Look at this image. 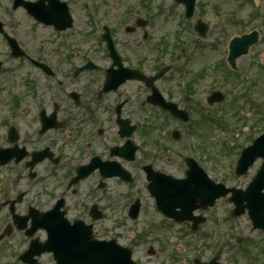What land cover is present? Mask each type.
Returning <instances> with one entry per match:
<instances>
[{
  "label": "flooded vegetation",
  "instance_id": "obj_1",
  "mask_svg": "<svg viewBox=\"0 0 264 264\" xmlns=\"http://www.w3.org/2000/svg\"><path fill=\"white\" fill-rule=\"evenodd\" d=\"M155 1L44 0L47 23L36 17L39 11L34 7L0 5V264H27L24 252L33 239L29 234L35 231L34 237L44 238L45 231L39 228L43 216L63 211L71 218V210L84 211L81 202H68L67 195L77 189L68 183L77 167L96 156L143 171L145 190L146 164L163 173L171 174L166 168L174 165L178 173L184 172L187 157L173 156L170 148L160 150L156 133L166 117L149 100L152 86L127 80L115 91H104L106 70L113 62L102 38L107 31L128 69L142 70L148 78L169 65L165 39L154 38L162 27ZM9 38L16 39L23 55L12 50ZM89 62L91 68L77 72ZM201 71L211 73L219 86L232 79L227 68L216 65ZM178 74L186 77L181 96L176 97L170 77H162L155 86L165 100L181 105L196 96L193 85L198 79L183 68ZM118 106L123 117L137 126L132 135L137 148L133 161L114 155L113 147L127 141L119 133ZM93 175H100L99 170ZM242 241L243 264L245 259V264H264V246L248 237ZM35 258L36 264L42 262V256Z\"/></svg>",
  "mask_w": 264,
  "mask_h": 264
},
{
  "label": "rangeland",
  "instance_id": "obj_2",
  "mask_svg": "<svg viewBox=\"0 0 264 264\" xmlns=\"http://www.w3.org/2000/svg\"><path fill=\"white\" fill-rule=\"evenodd\" d=\"M166 1V0H165ZM210 3V12L208 16L206 17V21L210 23L209 31L206 36L207 40L206 43H214L216 42L218 44L217 48H211L206 47L204 49V54L212 56L214 59L218 60L223 55V52L226 51V43L225 41L228 39L229 36H234L236 34H240L242 30H240L242 27L237 26V24H229L228 21H225L223 25H219L216 21L217 11L215 10V5L219 6L220 10L224 9H233L239 10L236 11L239 16L242 18H246L250 11V4H246L247 6H243L242 3H240L239 0H201ZM240 7V8H239ZM244 8V9H243ZM262 10H264V4L262 3L261 6ZM245 20V19H244ZM176 23V22H173ZM177 24V23H176ZM193 22H191V25L188 27L184 26L185 30L183 31L184 36L188 40H193L194 38H197V33L195 32L193 28ZM258 24H262L264 31V19L257 22ZM181 28V27H180ZM249 28V27H248ZM174 30L178 31V27H174ZM187 29V30H186ZM205 38V39H206ZM211 40V42H210ZM200 44H203V41L200 40ZM172 39L169 40V47L172 46ZM191 47L196 48L198 45L194 44L193 41L190 43ZM204 46V45H203ZM201 45V50L203 48ZM264 49V41L260 43L258 46L254 47L248 56H245L240 64L242 68L244 67V70L251 71L255 78L258 81V85H252L250 89V97L255 99V102L253 103V106H248L246 103L247 98L239 100L237 102L239 104V108L235 109L234 106H232V103L234 101L229 98L228 102L227 100L223 102V104L212 106L210 107V111H212L216 117L220 119L221 122L227 123V129H219L216 125H213L211 123L212 127L214 128H208L207 130L199 127L196 124V128L200 132L201 139L199 136V145L200 148H202V153L206 152L205 156L207 159V162L205 165L208 167H212V170L216 173L215 175L217 177H223L228 178V181H230V169L231 165L233 163V160L237 158V148L236 146H242L246 145L256 134H259L262 130V127L264 125L263 120V114L264 111L261 113L260 106L262 103H264V80L259 82L260 78V72H261V66H260V59H261V53ZM179 52V49H178ZM195 52L200 53V50H196ZM169 59L170 54H168ZM239 82V83H238ZM237 85L235 88L238 90V85L241 86L243 83V78L241 80L237 81ZM171 85V88L175 90L177 93L180 91L178 86V80L171 81L169 83ZM208 86V85H207ZM205 88L198 87L200 91L198 92V98L200 100H203L206 97V94L208 90ZM243 87V86H241ZM207 100L204 99V102L202 104H205ZM199 108L195 110L196 112V119L197 121L202 117V112L199 111ZM264 109V108H263ZM206 111V110H205ZM236 112V116L240 114V117H234ZM234 117V118H233ZM217 127V128H216ZM161 141L163 143L169 144V147L172 146V141L169 139H166L164 137L161 138ZM164 145L160 143V150L162 151L164 149ZM180 148V146H176ZM169 149V148H168ZM170 153L172 154L171 150ZM159 166H161L162 162H158ZM171 173L177 176H180V173L176 170V165L167 167ZM213 176V175H212ZM91 182L88 181L89 184ZM86 187V185L84 186ZM143 188V185H142ZM122 189L119 188L117 184H112L106 189L105 191L111 194V198L106 199L105 202L110 205V209H112V217H110L109 222L114 218V214L119 210L121 206V202L124 198H121L120 191ZM142 197L143 201V214L139 222L132 223L131 228H135L136 233V244L135 248L137 249L139 259L142 261L143 264H155L158 262H166V264H174V252H177V247H183L187 248L185 253H179V262H186L190 261L192 259V256L195 254H203L205 258L210 256L212 252L214 251V248H210L209 245H214L216 248V245L225 244L226 240L230 241V247H228L224 253H223V263L224 264H233V260L235 258L240 259V264H243L242 257L244 256L242 252H240L239 247H236L237 244V237L239 235H245L247 234L248 237L252 238L255 242L261 244V246H264V241H261L258 234L252 235V232H250V224L247 217H244L242 220H233L230 221L228 218V210H230L229 202L226 199H221L217 203V205L209 210L208 214V221L206 222V225L204 226V229L200 233V235H190L188 232L187 227L179 228V226L171 225V229L163 228L161 224V219L163 216H160L159 214H156L154 211L153 206L151 205L150 199L148 198L147 192H144ZM150 204V205H148ZM142 208V209H143ZM120 216L123 215V213L119 214ZM127 224V222H124ZM233 223V225H232ZM157 225L155 229V234L148 235L146 234L144 236V240L141 241L138 237L140 234L143 233L145 230L144 228L147 227V225ZM167 229V230H166ZM108 232H98V235L104 236V237H111L113 236L109 230ZM132 229L123 230V236L121 238H118L119 241H128L129 235L132 233ZM162 236L163 240H161L160 237ZM209 235V236H208ZM117 238V237H116ZM149 244H154L155 247L158 249V253L154 258H150L147 255V247ZM177 260V259H176ZM264 261V257L262 259ZM246 263V259H245ZM244 263V264H245ZM191 264V263H190Z\"/></svg>",
  "mask_w": 264,
  "mask_h": 264
},
{
  "label": "water",
  "instance_id": "obj_3",
  "mask_svg": "<svg viewBox=\"0 0 264 264\" xmlns=\"http://www.w3.org/2000/svg\"><path fill=\"white\" fill-rule=\"evenodd\" d=\"M247 153L246 159H250L252 155L258 154L264 156V135L262 138L255 142L252 148L245 151ZM264 179V168L260 173V178L256 181L258 183L260 180ZM251 187L250 190H253ZM217 190V189H216ZM218 191V190H217ZM221 194V193H220ZM214 197H212V200ZM184 209V208H183ZM169 214L180 215L184 212H176L175 207H172L171 211H167ZM63 258H73L76 263H88V264H135L130 260V251L124 248L113 247L111 244H97V242L91 240V233L88 231L87 235L72 238L70 245L60 248L57 247Z\"/></svg>",
  "mask_w": 264,
  "mask_h": 264
}]
</instances>
